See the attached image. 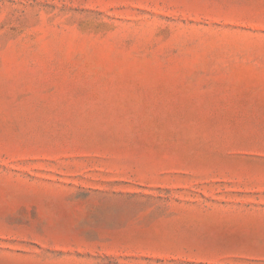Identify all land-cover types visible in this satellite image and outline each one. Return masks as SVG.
I'll return each mask as SVG.
<instances>
[{
	"label": "rangeland",
	"instance_id": "obj_1",
	"mask_svg": "<svg viewBox=\"0 0 264 264\" xmlns=\"http://www.w3.org/2000/svg\"><path fill=\"white\" fill-rule=\"evenodd\" d=\"M0 264H264V0H0Z\"/></svg>",
	"mask_w": 264,
	"mask_h": 264
}]
</instances>
